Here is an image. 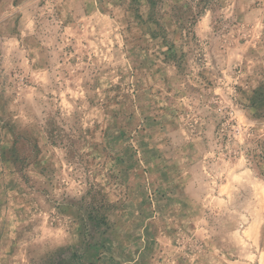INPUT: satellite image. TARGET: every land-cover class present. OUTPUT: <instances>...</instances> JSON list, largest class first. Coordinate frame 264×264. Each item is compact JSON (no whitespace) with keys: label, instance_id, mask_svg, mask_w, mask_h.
Here are the masks:
<instances>
[{"label":"rangeland","instance_id":"obj_1","mask_svg":"<svg viewBox=\"0 0 264 264\" xmlns=\"http://www.w3.org/2000/svg\"><path fill=\"white\" fill-rule=\"evenodd\" d=\"M152 2L0 0V264H264V0Z\"/></svg>","mask_w":264,"mask_h":264},{"label":"trees","instance_id":"obj_2","mask_svg":"<svg viewBox=\"0 0 264 264\" xmlns=\"http://www.w3.org/2000/svg\"><path fill=\"white\" fill-rule=\"evenodd\" d=\"M151 2H152V0H151ZM51 125H52V123L50 121H46L45 131H46L48 138L53 142L54 141L55 142L60 141L61 139H58L59 137H58L55 129H53V127ZM249 152H250V158L252 159V162H254V163H257V159H263L264 158V151L258 145L255 146L254 148L250 149Z\"/></svg>","mask_w":264,"mask_h":264}]
</instances>
